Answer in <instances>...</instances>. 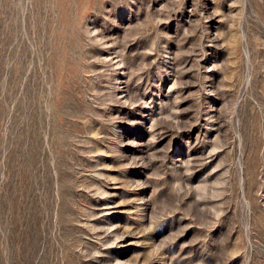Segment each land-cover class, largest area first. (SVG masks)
<instances>
[{
    "label": "rangeland",
    "instance_id": "obj_1",
    "mask_svg": "<svg viewBox=\"0 0 264 264\" xmlns=\"http://www.w3.org/2000/svg\"><path fill=\"white\" fill-rule=\"evenodd\" d=\"M0 264H264V0H0Z\"/></svg>",
    "mask_w": 264,
    "mask_h": 264
}]
</instances>
